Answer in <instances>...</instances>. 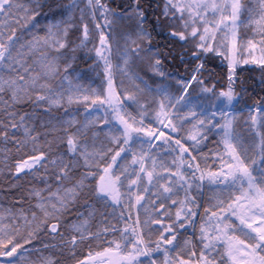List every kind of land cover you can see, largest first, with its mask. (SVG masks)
Segmentation results:
<instances>
[{"label": "snow or ice", "instance_id": "snow-or-ice-1", "mask_svg": "<svg viewBox=\"0 0 264 264\" xmlns=\"http://www.w3.org/2000/svg\"><path fill=\"white\" fill-rule=\"evenodd\" d=\"M0 264H264V0H0Z\"/></svg>", "mask_w": 264, "mask_h": 264}, {"label": "trees", "instance_id": "trees-1", "mask_svg": "<svg viewBox=\"0 0 264 264\" xmlns=\"http://www.w3.org/2000/svg\"><path fill=\"white\" fill-rule=\"evenodd\" d=\"M208 149L207 148H205V151H207Z\"/></svg>", "mask_w": 264, "mask_h": 264}]
</instances>
